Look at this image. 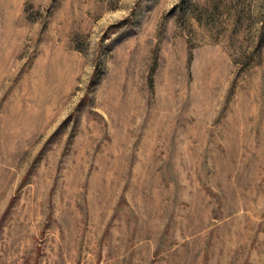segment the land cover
I'll list each match as a JSON object with an SVG mask.
<instances>
[{
  "label": "rangeland",
  "instance_id": "obj_1",
  "mask_svg": "<svg viewBox=\"0 0 264 264\" xmlns=\"http://www.w3.org/2000/svg\"><path fill=\"white\" fill-rule=\"evenodd\" d=\"M0 264H264V0H0Z\"/></svg>",
  "mask_w": 264,
  "mask_h": 264
}]
</instances>
